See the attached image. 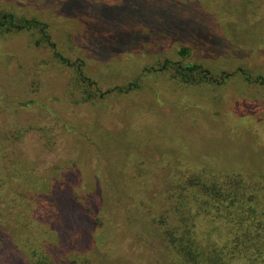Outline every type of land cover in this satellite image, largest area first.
Wrapping results in <instances>:
<instances>
[{
  "label": "rangeland",
  "instance_id": "rangeland-1",
  "mask_svg": "<svg viewBox=\"0 0 264 264\" xmlns=\"http://www.w3.org/2000/svg\"><path fill=\"white\" fill-rule=\"evenodd\" d=\"M4 14L36 24L0 25V264H173L155 225L177 175L264 177V0Z\"/></svg>",
  "mask_w": 264,
  "mask_h": 264
},
{
  "label": "trees",
  "instance_id": "trees-1",
  "mask_svg": "<svg viewBox=\"0 0 264 264\" xmlns=\"http://www.w3.org/2000/svg\"><path fill=\"white\" fill-rule=\"evenodd\" d=\"M0 19L1 26L8 23L18 30L36 24L18 22L13 14ZM187 54L186 48L180 51ZM196 68L185 70L190 75ZM188 171L171 181L168 207L156 212L155 228L163 234L173 264H264V177L201 165ZM31 258L35 264L52 262L37 250Z\"/></svg>",
  "mask_w": 264,
  "mask_h": 264
}]
</instances>
